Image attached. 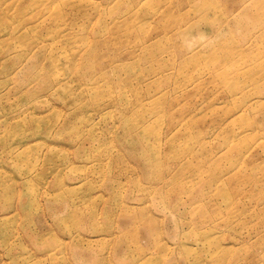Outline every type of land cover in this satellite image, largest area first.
<instances>
[{
  "label": "rangeland",
  "instance_id": "374dc122",
  "mask_svg": "<svg viewBox=\"0 0 264 264\" xmlns=\"http://www.w3.org/2000/svg\"><path fill=\"white\" fill-rule=\"evenodd\" d=\"M0 264H264V0H0Z\"/></svg>",
  "mask_w": 264,
  "mask_h": 264
},
{
  "label": "bare ground",
  "instance_id": "6f19581e",
  "mask_svg": "<svg viewBox=\"0 0 264 264\" xmlns=\"http://www.w3.org/2000/svg\"><path fill=\"white\" fill-rule=\"evenodd\" d=\"M62 82H63V80H58V83H59L60 85H63ZM64 123H66V122H63V124H64ZM66 127H68V126H66ZM64 128H65V127H61V128H59L58 131H59V132L64 131ZM66 129H67V128H66ZM66 129H65V130H66ZM138 134H139V136H140L141 141H143L142 132L139 131V132L137 133V135H138ZM122 139H123V138H122ZM125 139H126V138H125ZM142 144H143V143H142ZM144 147H145V149H144ZM142 150H143L142 152H144V151L146 150V143H145V146H144V144H143V148H142Z\"/></svg>",
  "mask_w": 264,
  "mask_h": 264
}]
</instances>
